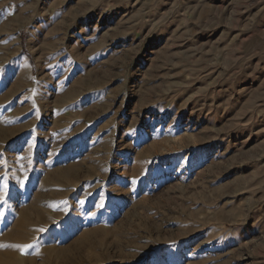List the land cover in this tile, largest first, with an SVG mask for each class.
<instances>
[{"label":"rangeland","instance_id":"374dc122","mask_svg":"<svg viewBox=\"0 0 264 264\" xmlns=\"http://www.w3.org/2000/svg\"><path fill=\"white\" fill-rule=\"evenodd\" d=\"M0 213V264H264V0H0Z\"/></svg>","mask_w":264,"mask_h":264},{"label":"snow or ice","instance_id":"6c2138e0","mask_svg":"<svg viewBox=\"0 0 264 264\" xmlns=\"http://www.w3.org/2000/svg\"><path fill=\"white\" fill-rule=\"evenodd\" d=\"M21 184H23V182H21ZM0 215H2V213H0ZM39 231L43 232V231H44V229H43V228H41V229H39ZM25 247H27V245H26ZM21 251H23V249H22V248H21Z\"/></svg>","mask_w":264,"mask_h":264}]
</instances>
